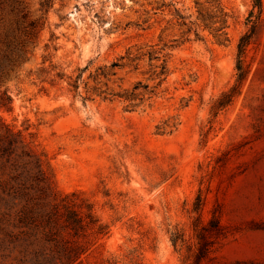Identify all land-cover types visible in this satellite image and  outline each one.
Returning a JSON list of instances; mask_svg holds the SVG:
<instances>
[{
    "label": "rangeland",
    "instance_id": "1",
    "mask_svg": "<svg viewBox=\"0 0 264 264\" xmlns=\"http://www.w3.org/2000/svg\"><path fill=\"white\" fill-rule=\"evenodd\" d=\"M22 1L24 24L40 18L39 25L25 60L2 82L12 102L0 115L27 127L26 139L46 151L58 189L84 192L108 224L81 264H189L193 251L175 247L169 231L177 227L194 240L199 191L202 218L217 214L229 230L200 264H264V0L259 8L255 0H220L230 15L224 42L207 29L196 38L178 24L172 6L195 18L194 0ZM162 1L173 5L154 12ZM250 11L256 25L247 76L213 117L212 101L235 79L236 42ZM144 43L170 47L166 79L155 85L158 78L117 69L111 87L141 80L151 97L129 110L117 96L95 95V70ZM78 68L75 92L68 75ZM0 264L32 263L0 243Z\"/></svg>",
    "mask_w": 264,
    "mask_h": 264
},
{
    "label": "trees",
    "instance_id": "2",
    "mask_svg": "<svg viewBox=\"0 0 264 264\" xmlns=\"http://www.w3.org/2000/svg\"><path fill=\"white\" fill-rule=\"evenodd\" d=\"M206 1L209 7H203L200 0H194L197 5L195 18L192 13H182L176 6H172L171 14L178 24L186 26L184 32H193L199 38L201 30L207 29L217 41L224 42L228 39L226 29L230 15L220 0ZM44 5H48V0L42 3V7ZM169 5L173 3L162 1L153 7L154 12ZM254 5L259 8L260 0H255ZM4 14L8 17L5 18ZM253 15L250 11L247 17L249 27L236 42L235 79L211 103L213 117L239 94L247 76L245 54L254 35L256 22ZM26 16L22 0H0V110H10L12 102L8 90L1 88L2 82L25 60L28 43L39 25L40 18L24 24ZM167 49L170 47L165 43L126 47L116 61L95 70L93 92L103 99L117 96L127 103V109L136 108L151 97L150 94L146 98L145 94L153 93L152 89L146 90L148 84L142 85L141 80H136L130 88H121L118 84L119 89L114 90L111 84L117 81L113 78L117 69H127L126 72L131 74H148V79L158 78L155 85H159L169 74L170 55ZM144 65L147 68L142 69ZM83 70L74 78L68 75L71 90L75 92L78 91ZM56 75L62 73L57 71ZM83 98L87 99V96ZM25 129L27 127L15 128L0 115V243L19 248L22 258L32 264H81L92 240L106 235L109 226L100 219L94 203L84 192H62L58 189L46 151L26 139ZM207 133H203L204 139ZM204 201L199 191L193 203L197 214L191 222L194 240H187L184 232L177 227L169 231L170 241L175 247L182 248L185 244L188 251H193V254L189 252L193 257L189 264H200L214 243L229 233L217 214L212 213L206 220L202 218Z\"/></svg>",
    "mask_w": 264,
    "mask_h": 264
}]
</instances>
